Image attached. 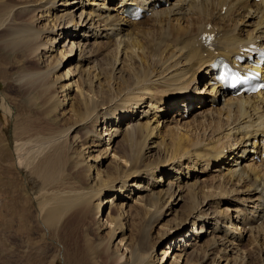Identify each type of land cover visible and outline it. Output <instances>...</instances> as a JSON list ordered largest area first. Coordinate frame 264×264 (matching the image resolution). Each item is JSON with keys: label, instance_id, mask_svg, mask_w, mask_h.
<instances>
[{"label": "bare ground", "instance_id": "obj_1", "mask_svg": "<svg viewBox=\"0 0 264 264\" xmlns=\"http://www.w3.org/2000/svg\"><path fill=\"white\" fill-rule=\"evenodd\" d=\"M133 4L137 20L124 14ZM1 45L37 61L24 83L57 124L13 144L17 166L57 183L69 165L84 184L58 181L38 204L44 229L78 209L112 264H251L248 250L264 261V90L231 95L209 65L264 49V0H0ZM172 218L157 260L149 233ZM246 230L253 249L241 247Z\"/></svg>", "mask_w": 264, "mask_h": 264}, {"label": "rangeland", "instance_id": "obj_2", "mask_svg": "<svg viewBox=\"0 0 264 264\" xmlns=\"http://www.w3.org/2000/svg\"><path fill=\"white\" fill-rule=\"evenodd\" d=\"M65 66L66 64L61 69ZM35 69H39L37 61L33 63L27 61L24 55L19 52H11L1 45L0 264H112L103 253V250L97 248L98 241L103 235L101 236V234L97 233L95 222L90 216L82 214L78 209L70 210L56 226L52 225L47 229H44L37 221L38 204L52 196L53 189L60 185L59 182L74 181L73 183L80 182L81 185L84 184L78 178L80 177V172L78 173L70 169L69 165L60 173L53 174V177L54 175L56 177L57 183H54L56 181L53 180L43 183L42 178L31 169L25 167L19 168L17 166V161L12 150L15 142L19 143L28 137L35 136L36 132L48 133L51 130L57 129L56 121L53 120L54 117L48 116L43 112L45 96L40 95L24 83V77ZM2 98L12 108L9 115L4 113L1 107ZM103 129L104 126L101 128V132ZM81 139L82 142L79 144L84 143V146H87L86 143L89 140L84 136ZM112 154L110 153V156ZM108 163L109 160L103 162L102 168H105ZM94 175L95 172L92 176ZM59 187L61 186L57 188ZM102 199L103 197H100L97 203L101 204ZM122 202L123 200L121 199L117 201L118 204ZM126 203L125 211L129 209V205H133L132 201ZM229 204H224L227 206L223 207L237 208L236 204ZM107 212L106 209L102 211L98 221L99 228H101V224L105 221ZM130 213L129 211V221L123 231L126 236L135 227V213L131 216ZM230 213L233 212L231 211ZM173 219H170L168 222H164L163 220L149 233L151 243L156 241V238L159 236L156 241L157 243L154 245L157 260L159 259L160 251L165 249L168 243L172 242L169 236L160 237V235L162 233L165 234V225L167 223L170 225ZM239 225L238 223L237 227ZM239 227L238 229L241 230V226ZM243 228L247 229L246 225ZM251 235L253 236L255 233L251 234V232L246 230L240 238V244L244 250L246 248H254L250 243L252 239ZM120 236L118 235L114 243L118 242ZM176 245L178 243H175L172 247ZM250 251L248 250L249 255H252L251 264H264V261H260L261 256H258L257 253L253 254V250ZM175 253L176 250L173 254ZM70 255L74 258L73 262L66 259ZM171 262L172 257L167 258L161 264H170Z\"/></svg>", "mask_w": 264, "mask_h": 264}, {"label": "snow or ice", "instance_id": "obj_3", "mask_svg": "<svg viewBox=\"0 0 264 264\" xmlns=\"http://www.w3.org/2000/svg\"><path fill=\"white\" fill-rule=\"evenodd\" d=\"M220 79H224V77L222 76V77H220ZM233 82H235V80H236V77L235 76H233Z\"/></svg>", "mask_w": 264, "mask_h": 264}]
</instances>
